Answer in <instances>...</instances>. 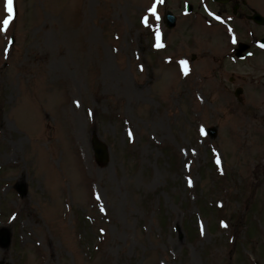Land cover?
I'll use <instances>...</instances> for the list:
<instances>
[{"label": "rangeland", "instance_id": "1", "mask_svg": "<svg viewBox=\"0 0 264 264\" xmlns=\"http://www.w3.org/2000/svg\"><path fill=\"white\" fill-rule=\"evenodd\" d=\"M246 1L264 14V0ZM218 9L212 0H13L5 31L0 0V228L12 232L0 262L229 264L226 241H215L223 232L203 218L201 236L187 238L199 195L230 216L253 189L264 232V47L240 61L233 52L251 38L246 23L255 38L264 30L244 16L219 23ZM167 10L178 16L171 29ZM94 136L109 147L105 164ZM77 211L100 231L94 258ZM253 241L256 253L245 247L248 260L237 248L234 264H264Z\"/></svg>", "mask_w": 264, "mask_h": 264}, {"label": "trees", "instance_id": "2", "mask_svg": "<svg viewBox=\"0 0 264 264\" xmlns=\"http://www.w3.org/2000/svg\"><path fill=\"white\" fill-rule=\"evenodd\" d=\"M2 96V94H0ZM6 106L2 103H0V120L5 112ZM166 153L168 154V160L172 161L174 165L179 166V160L176 159L170 151L165 149ZM175 159L173 161V158ZM210 169L217 174V177H220L217 173V168L215 167V164L211 160L208 164ZM204 174V171H202V176ZM196 206L198 209V213L201 217L207 220L209 232L216 235L220 232H223L221 236H217L216 242H224L226 241L225 250H223V253H225L224 260L223 257L219 256L216 253V260L221 259L225 262H228L229 264H234V257L233 252L235 249H239L242 255L246 258V256L243 251L246 248H250L256 253L255 248H253L252 244L255 246L256 243L253 241L254 239H257V243L262 246H264V232L263 229L261 230L260 225H262V217L260 216L261 213H259L261 210H256L255 204L256 202V195L254 190L252 189V192L250 195L244 194L241 195L240 202L245 203V206H243L240 210L234 211L230 216L227 215V210L218 208L217 203L213 200L211 197H207L204 195H199L196 198ZM79 217V233H80V239L82 241V245H86V243L89 245L88 251L90 252L91 258H94V254L98 253V250L100 249L99 239L97 237V231L94 230L93 226H83V221L87 223V219H85L83 216L81 217L80 212L77 214ZM256 225H254L255 218H257ZM162 225V233L166 232L167 226H166V218H164L163 213H160L159 216ZM226 222L227 229L224 230L222 228V224ZM186 226H185V232L187 235V238L190 241H197V239L200 237V230H198L197 226L192 225V220L186 219ZM261 223V224H260ZM91 225V224H90ZM88 229V230H87ZM234 237H228L226 236V233L228 231H233ZM87 240H90V242H87ZM240 240V241H239ZM263 241V243H261ZM227 243L231 244V248L227 246ZM224 248V247H222ZM221 248V249H222ZM232 250L231 252L229 250ZM230 253V254H229ZM207 256H209L211 259L213 257V251L209 250L206 252ZM229 256V258H228ZM210 259V260H211ZM244 262V260H240V262ZM212 263V260L210 261ZM226 264V263H225Z\"/></svg>", "mask_w": 264, "mask_h": 264}, {"label": "water", "instance_id": "3", "mask_svg": "<svg viewBox=\"0 0 264 264\" xmlns=\"http://www.w3.org/2000/svg\"><path fill=\"white\" fill-rule=\"evenodd\" d=\"M216 1V0H215ZM220 1H225V0H220ZM253 18L259 23H264V18L262 16H260L259 14H255L253 16ZM165 22L167 24L168 27H173L176 24V18L173 14H171V12L166 13L165 16ZM247 48V46L242 45L240 47V49L238 50L239 55H241V51H244ZM242 89L239 88L236 91V94L239 95L241 94ZM209 133L211 136L216 137L217 132L216 129L214 128H210L209 129ZM93 148H94V152L96 155V159L101 162V163H106V161L109 160V149L107 147V145L102 142V141H98L97 137H94L93 139ZM11 233L9 231V229L4 228L1 232H0V244H2L3 246H8L11 242ZM2 264V263H0Z\"/></svg>", "mask_w": 264, "mask_h": 264}, {"label": "snow or ice", "instance_id": "4", "mask_svg": "<svg viewBox=\"0 0 264 264\" xmlns=\"http://www.w3.org/2000/svg\"><path fill=\"white\" fill-rule=\"evenodd\" d=\"M6 5H7V11H8V13L11 14L12 11H13V0H6ZM152 11L154 12L155 9L153 8ZM11 18H12L11 15H9L8 18H6L3 21V25H4V30L5 31L7 30V26L10 23ZM182 63H186V62H182ZM224 226L227 227V224H225Z\"/></svg>", "mask_w": 264, "mask_h": 264}, {"label": "flooded vegetation", "instance_id": "5", "mask_svg": "<svg viewBox=\"0 0 264 264\" xmlns=\"http://www.w3.org/2000/svg\"><path fill=\"white\" fill-rule=\"evenodd\" d=\"M230 2H231L230 4H232V9H234L235 6L238 5L237 15L249 17L247 11L242 6V5H244V0H242L241 2H239L238 0H231ZM220 12H222V11L220 10Z\"/></svg>", "mask_w": 264, "mask_h": 264}]
</instances>
